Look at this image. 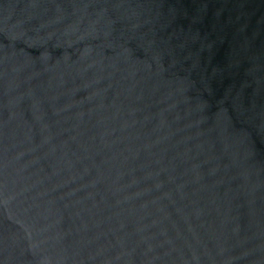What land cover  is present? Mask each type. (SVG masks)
<instances>
[{
	"label": "water",
	"instance_id": "obj_1",
	"mask_svg": "<svg viewBox=\"0 0 264 264\" xmlns=\"http://www.w3.org/2000/svg\"><path fill=\"white\" fill-rule=\"evenodd\" d=\"M0 264H264V0H0Z\"/></svg>",
	"mask_w": 264,
	"mask_h": 264
}]
</instances>
